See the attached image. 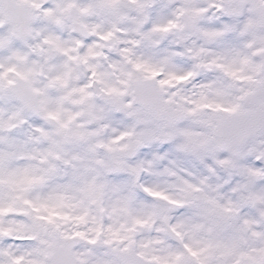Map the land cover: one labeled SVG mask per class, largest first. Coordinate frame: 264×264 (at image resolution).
Listing matches in <instances>:
<instances>
[{
	"label": "snow or ice",
	"instance_id": "1",
	"mask_svg": "<svg viewBox=\"0 0 264 264\" xmlns=\"http://www.w3.org/2000/svg\"><path fill=\"white\" fill-rule=\"evenodd\" d=\"M0 264H264V0H0Z\"/></svg>",
	"mask_w": 264,
	"mask_h": 264
}]
</instances>
